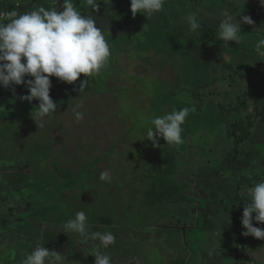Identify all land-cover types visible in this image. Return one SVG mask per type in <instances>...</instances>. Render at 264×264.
I'll return each mask as SVG.
<instances>
[{
    "label": "rangeland",
    "instance_id": "obj_1",
    "mask_svg": "<svg viewBox=\"0 0 264 264\" xmlns=\"http://www.w3.org/2000/svg\"><path fill=\"white\" fill-rule=\"evenodd\" d=\"M19 1L20 4L23 2V7L27 6L29 2V0ZM37 1L36 7L44 3L47 4V7L50 6V0ZM126 1L110 0L105 4L103 0H100L97 10L85 9L84 7L87 6L83 5L84 0L78 2L76 6L81 14L91 16L96 21V26L104 30L111 50L108 64L95 77L87 79L84 74L78 77L76 80L78 83L87 79V84L82 92H79L78 89L70 91L67 82H62L54 76L50 77V97L57 103V110L43 118V126H41V120L36 119L35 122L33 119L35 115L29 114V110L34 109L32 105L27 104L26 110L21 112L20 116L24 118L22 135L16 136L18 137L17 145L15 147L13 145V148L23 152L28 150L29 146L23 143L25 140L23 138L27 136L30 127L35 126L38 127L36 134L43 135L45 140L52 137L59 140L45 141L48 148L53 146L48 149L49 151L30 148L29 156H21L18 152L12 154V147L8 150L5 148V143L14 141L12 134L15 128L20 127L17 122L16 125L14 124L13 116L19 114L18 112L21 110L11 114L19 102L11 106L8 103L15 102L16 93L14 90L21 86L0 87V106L4 107V112H0V153L3 155H0V168L5 166L6 161L17 163L13 169L16 176H18V171L25 173L24 180L17 185L19 187L24 185L22 193L24 194L26 190L28 192L31 190L49 191L54 193V195L48 194V201H50L59 195L57 193H60L59 186L54 187L51 183L57 179V177L55 180L52 178L55 173L64 177V171L60 169L61 165L67 163L78 172V165L84 163L85 157L95 158L98 156L94 167L88 169L87 179L84 180V175L79 173L65 179L64 194L56 202V206L48 208V215L52 216L55 210L57 212L67 211L68 207H65L64 198H70V205H74L75 201H78L75 207L78 209L77 212L83 211L87 214L90 231L111 232L115 236L116 242L112 250L133 249L132 245L122 241L118 232L113 230L111 226L114 221L113 212L122 211L130 219L133 217H137V220L143 219L142 213L148 209L151 200L148 195L150 181L162 178V174L152 173L150 175L149 173L146 175V172L150 170L153 172V169L163 166L164 161L160 160V156L165 154L162 156L165 159L168 152H176L175 150L182 145H169L163 137H157L158 146L154 147L152 141L146 137L147 130L151 126L150 121L157 116L170 113L173 109L179 110L183 107L193 109L188 115L190 118L197 117L193 114L196 112V107L183 103L181 98H184L185 94L186 97H189L192 92L190 86H196L194 93L196 92L199 97H202L200 93L206 91L204 85L212 82L211 78L208 79L210 75L207 74L209 73L207 68L210 67L209 64L214 60V57L221 54L219 50L222 49V47H214L217 49H214L212 53H215L216 56L210 57L209 53H196L190 47L194 44L188 43V40L197 43L199 35L196 33L197 30L193 32L190 29L187 19L189 15L180 6L179 1H176L179 15L173 10L163 15L158 13L153 17H146L139 13L137 21H133V25L122 27L121 22L112 21V18L114 17L113 13L118 10L119 6H124ZM60 2L62 3V0ZM128 2L130 3V0ZM171 4L172 0H166L164 8ZM53 7H56L58 11L63 10L59 4ZM0 11H5V9H0ZM184 18L186 21H181ZM124 28L125 30H122ZM216 39L218 40V38ZM205 54L209 59L207 68H205ZM195 70H198L196 75L192 74ZM202 73L206 76L202 77ZM176 78L179 79L178 81H185V84L190 85L188 91L177 88ZM25 79L30 78H27L26 75ZM101 84L104 85V90L99 89V87H103ZM170 92L174 93L173 97ZM177 94H179L178 98H176ZM6 97L8 102L5 100ZM199 97L194 98L198 99ZM79 104H82L83 107L76 108V111L83 113V119L77 121L73 109ZM105 106L107 107L105 108ZM20 108L21 106L17 109ZM8 112L10 113L8 114ZM20 116L18 117L21 118ZM102 116L104 121L101 120ZM9 123H13L16 127L9 131V135H5L3 132L8 129ZM48 128L51 129L45 132ZM3 159L5 160L2 161ZM55 161L60 164L57 166ZM104 171L109 173L110 180L101 181L99 179L100 173ZM169 176L171 178L172 174ZM62 182L61 180L57 181L59 185H62ZM84 183L88 187H84ZM47 184L51 185L48 190H46ZM1 185L5 187V182H1ZM160 185L163 188L167 184ZM176 189L179 193L180 187L177 186ZM17 192L19 193L18 189L14 193L17 194ZM77 193L81 195L80 200L74 197ZM11 194L12 192L8 196L10 197ZM44 197L47 198V196ZM160 201H156L154 205ZM32 203L37 204L36 202ZM34 211L32 221L37 220L39 215L47 216L45 213L47 210L42 206L35 207ZM45 216L44 219H46ZM66 222L65 220L59 222L62 228ZM35 240L37 242L38 238ZM73 241L75 242V240ZM73 241L69 240L70 243H74ZM93 243L97 242L93 241ZM67 245L66 256L70 257L76 252L74 251L75 246L72 248V244ZM152 249L150 250V261L154 263L151 264H166L157 249L154 246Z\"/></svg>",
    "mask_w": 264,
    "mask_h": 264
},
{
    "label": "crops",
    "instance_id": "obj_2",
    "mask_svg": "<svg viewBox=\"0 0 264 264\" xmlns=\"http://www.w3.org/2000/svg\"><path fill=\"white\" fill-rule=\"evenodd\" d=\"M176 1L188 15L196 14L201 25L196 32L199 40H188L194 44L190 47L210 57L216 56L214 47H222L221 54L209 68V59L204 56L212 82L200 93L198 101L204 103L198 106L201 109L196 107L193 114L197 117L188 116V123L182 125L184 143L172 153L175 167L171 181L180 187L179 193L161 200L157 207H147L143 221L130 219L122 211L113 212L111 226L116 229L119 225L118 236L133 247L118 249L113 264L154 263L150 261L153 246L166 264H264V239L242 235L246 229L241 224L245 203L241 194L246 195L248 187L264 180V56L256 50L264 40V6L259 0H244L243 5L235 0H172L171 9L178 15ZM18 2L0 0V9L14 4L13 9L23 13L38 3L29 0L23 7V2ZM224 11L238 12L237 20L244 15L253 20L252 25L241 24L244 39L239 45L235 41L226 44L219 37ZM164 13L165 9L160 12ZM5 100L8 102L7 97ZM239 122L242 131L237 129ZM16 165L6 161L0 168V264H20L24 254L36 246L35 239L44 243L42 231L35 233L31 220L40 204L20 208L22 198L13 197L21 179L13 170ZM54 202L46 201L42 207L49 211ZM252 223L264 228V223ZM72 235L82 249L80 238ZM57 238L56 251L66 256L68 240L60 234ZM66 257L69 264H76L75 254Z\"/></svg>",
    "mask_w": 264,
    "mask_h": 264
},
{
    "label": "clouds",
    "instance_id": "obj_3",
    "mask_svg": "<svg viewBox=\"0 0 264 264\" xmlns=\"http://www.w3.org/2000/svg\"><path fill=\"white\" fill-rule=\"evenodd\" d=\"M100 0H84L87 7L97 10ZM110 0H103L107 4ZM243 5L244 0H235ZM166 0H130V11L133 16L141 13L146 17H153L164 9ZM264 6V0H259ZM59 4L62 11L54 5ZM238 13V12H237ZM227 11L221 13L219 23V37L226 44L235 41L239 45L244 37L241 33V24L252 25L253 20L247 16L236 15ZM190 29L194 32L201 27L196 14L188 16ZM264 40L259 41L257 52L264 56L261 50ZM111 56L110 45L105 38L104 30L96 26L91 16H84L77 8L75 0H50V6H38L31 11L17 10L0 11V87L24 84L27 94L21 95V100L39 101L35 118L41 120L57 110V103L50 97V77H57L62 82L73 83L84 74L87 79L99 75L106 67ZM32 79H25V76ZM86 80L80 81L79 92L84 90ZM14 90V89H13ZM79 104L73 109L77 121L83 119V113L76 111L82 108ZM193 109L183 107L173 109L170 113L157 116L150 121L146 137L158 146L157 137H163L169 145L179 146L184 143L182 137L186 118ZM0 112L4 108L0 106ZM99 179H111L107 171L101 172ZM243 207L241 224L246 231L244 236L251 235L257 239H264V228L253 226V220L264 223V180L247 188ZM253 213L255 215H253ZM88 216L85 212L75 213L69 219L63 230L75 234L82 244L97 241L91 251L94 264H111V257L102 249L116 242L111 232H89ZM39 239L34 249L24 254L20 264H67V257L56 250H50ZM14 256L15 253L13 252Z\"/></svg>",
    "mask_w": 264,
    "mask_h": 264
},
{
    "label": "trees",
    "instance_id": "obj_4",
    "mask_svg": "<svg viewBox=\"0 0 264 264\" xmlns=\"http://www.w3.org/2000/svg\"><path fill=\"white\" fill-rule=\"evenodd\" d=\"M83 5H85V4H83ZM13 7H15L14 4H11L8 7H6L5 11L12 10ZM164 9L168 13L171 12V10H172L171 9V6H167ZM138 15H139V13H137L135 16L132 15V13L130 11V3L127 0L126 1V4L124 6H119L118 10L113 13V16L114 17L112 18V21H116L118 23L121 22L120 25L122 27L124 25L125 26L133 25L132 23L135 20L137 21V16ZM122 30H125V28L122 29ZM192 59H194V58H192ZM27 78H30L31 79L32 77L27 76ZM176 80H177V78H176ZM178 80L175 81V83L178 86L179 85H181V86H179V87L177 86V88L179 90H181V89H187V91H188V87L190 85L189 84H185V81H181L180 82ZM68 85H69L68 88L70 89V91L77 90V89L79 90V88H80V83H78L77 81H74L71 84L68 83ZM101 85H103V84H101ZM19 86H21V87H18V89L15 90V92H16V96L14 98L15 99L14 100L15 102L13 103V101H12L11 103H8V104L11 106V105L16 104L17 102H19L14 107V110L15 111L12 110L13 112L11 114L15 113L16 111H20L21 110L20 112H18L19 114H16V115L13 116L14 124L16 125V122H17L20 125V127L18 126L17 128H15V131L12 134L14 141H10L11 145H8L10 143H5L4 144L5 145V148H7V150H8L9 148L12 147L13 151L11 153L12 154H15V153L18 152V153H20L21 156H29V149L30 148H33V149L40 148L42 150L45 149L47 151L48 149L53 148V146H50V148H48L49 146H48L47 142H45V141L47 140V141H52L53 142V140H55V138L52 137L50 139H46L45 140L43 138V135H40L38 133L36 134L38 127H35V126H31L30 129H29V131H28V133H27V136L23 138V139H25L23 141V143H25L26 145H28L29 146V149L23 152L21 150H18V149L13 148V145H14V147L17 145L16 142H17V139H18L19 135H22L21 130L23 129L22 122L24 121V118L22 116H20L21 112L24 111V110H26V105L28 104V105H32L34 107L33 110H31V111L29 110V114L30 115H35V113L38 111V108L37 107H38V103H39V101L37 99H33L31 102H29L27 100H21L20 99V96L27 94V88H26V86L24 84H21ZM90 87L95 88L92 85H90ZM189 88L192 89V92H191L192 95L190 93L189 97H186V94H185L184 95V98H181L183 100V103H187L189 105H194L195 107H198L200 104L203 105L204 102H199L198 101L200 99L199 94H197L196 92L194 93V88H196V86H190ZM99 89L104 90V85H103L102 88L99 87ZM175 90H177V89H175ZM171 93L172 92H170V94ZM173 96H174V93H172V97ZM196 96H198L199 98L198 99H195L194 97H196ZM178 97H179V94L176 95V98H178ZM201 101H203V100H201ZM19 106H21V108L20 109H17ZM106 107L107 106H105V108ZM198 109H201V107H198ZM196 110H197V108H196ZM10 112H8V114ZM18 116H20L21 118H19ZM101 120L104 121L103 116H102ZM186 123H188V122H186ZM14 124L13 123H9L8 124V129L5 132H3V134L9 135V131L11 129H13L14 127H16ZM243 128H244L243 125L240 124V122H239L238 123V126H237V129L242 131ZM50 129L51 128H48V130H45V132L49 131ZM17 135H18V137H16ZM55 141H59V140H55ZM0 155L3 156L1 153H0ZM163 155H165V154H162L160 156V158H161L160 160L164 161L163 166H161L160 168L153 169V172H152V170L146 172V175H148L149 173H150V175L152 173L162 174V178H157L156 180L151 179V181H150V188H148L149 189L148 190V195L151 197V200L149 202L148 207L149 206L157 207L159 205L158 203L154 205V203L156 201L167 199L169 196H172L174 193L178 192L177 189H176L177 186L171 181V178L169 176L174 171V167H175V157L170 152H168V154H166V158L165 159H164V157L162 158ZM97 157L98 156H96L95 158L85 157L84 163L81 164V165H78V172L75 171L74 168H71L70 165L67 164V163L61 165L60 166V169H62L64 171V173H63L64 177H60V176L56 175L55 172H53V173H55V176L52 177V178H54V180H55V177H57V179L55 180L54 183H51V184H53L54 187L55 186H59L58 190H60V193H57V194H59L57 197H55V198L53 197L54 198L53 200L55 202H54V204H51L50 206H56V204H57L56 202L59 201V199H61V197L63 196V194H64L63 193V188H64V185H65V183H64L65 179H68V178L72 177L71 175H75L77 173L81 174L82 176L84 175V178H83L84 180L87 179V177L89 175L88 174L89 173L88 172L89 171L88 169L90 167H94V164L97 162V160H96ZM157 158H158V156H157ZM2 161H4V159ZM55 164L58 166L60 163L58 161L57 162L55 161ZM19 172H18V174L21 175V176L18 175V177L21 178L19 183H22L21 181L24 180V178H25L24 174L25 173H24V171H19ZM144 173H145V170H144ZM60 180L63 181L62 182V185H59L57 183V181H60ZM81 181H82V178H81ZM162 183H165L167 185H165L163 188H161V185L160 184H162ZM47 186H48V188L46 190H48L49 187H51L50 184H47ZM83 186L84 187H88L85 183L83 184ZM90 186H92V184H90ZM22 187L24 188V185H20V187H17V189L19 190V193L18 194H14V196H13L14 198H18L17 196H20L22 198L21 204H20V206H21L20 208L25 207V206L29 205L32 202H36L37 204H40V206H42L44 204V202L48 201V194H52V192H49V191L48 192L47 191H45V192H38V191H35V190H31L29 192L26 190V192H24V194H23L22 192H23L24 189H22ZM61 193H62V195H61ZM52 195H54V193ZM52 195H51V197H52ZM75 195H74V197H76L77 200L79 199V197H81V195L79 193H77ZM44 196H47V198L44 197ZM44 200H46V201H44ZM63 201H65V203H66V206L65 207H68V208H66L67 211L57 212L55 210V213L52 214V216H51V215H48V210H47L45 212V213H47V216H45V215H42V216L39 215L40 217H38L37 220L33 221V225L37 229L35 233H38V232L42 231V233H43V239H44V243L43 244H45L44 246L47 247V248H49L50 250H56L57 249V247L59 245L58 240H57L58 239L57 236L59 234H60V236H63L66 239L69 238L67 242H69V240H72L73 241V238H74L73 235H72V233H68V234H65L64 233V230L62 228V225H60L59 222L61 220L68 221L69 219L74 218L75 213L78 211V209H76V207H75V204H77L78 201H75L76 203L74 205H70L69 204L70 198H64ZM145 212L146 211H143V213H145ZM45 213H43V214H45ZM143 213H142V215H144ZM44 216H45L46 219H44ZM62 216H64V217H62ZM140 221H143V219H140ZM45 223H46V225H44ZM94 229L96 230V228H94ZM88 231L90 233L92 232V231H90V229H88ZM68 244L69 245L72 244V248H74V246H75L76 249L74 248V251H78L79 246H77L75 244V242L74 243H70L69 242ZM75 255L78 256L76 254V252H75Z\"/></svg>",
    "mask_w": 264,
    "mask_h": 264
},
{
    "label": "flooded vegetation",
    "instance_id": "obj_5",
    "mask_svg": "<svg viewBox=\"0 0 264 264\" xmlns=\"http://www.w3.org/2000/svg\"><path fill=\"white\" fill-rule=\"evenodd\" d=\"M80 0H75V3H76V5L78 4V2H79ZM83 4H84V2H83ZM168 205H170V203L168 204ZM119 226V225H118ZM117 226V227H118ZM116 227V226H115ZM116 227V229L115 228H113V230L116 232L117 231V229H119V228H117ZM103 232V231H102ZM118 232V231H117ZM118 234H119V232H118ZM79 242V241H78ZM98 243V242H97ZM97 243H95V244H97ZM122 244H124V243H122ZM79 245H80V247L82 248V249H78V251H76V254L78 255L77 256V258H76V264H94V260H95V257L89 252V251H91V246H93L94 245V243H93V241H89L88 242V244H82L81 242H79ZM125 245V244H124ZM114 246V244H112L111 246H109V247H107V248H104V249H102V251L105 253V254H107V255H109L110 257H111V264H113L114 263V256L115 255H117V250L118 249H114V250H112L113 247ZM105 250V251H104ZM123 250V249H122ZM119 251H120V249H119ZM115 252V253H114ZM80 255V256H79ZM69 263H71L69 260H68V262H67V264H69ZM73 263V262H72Z\"/></svg>",
    "mask_w": 264,
    "mask_h": 264
}]
</instances>
